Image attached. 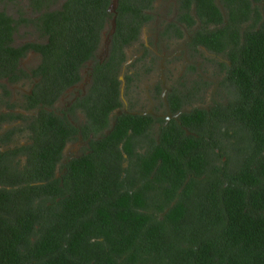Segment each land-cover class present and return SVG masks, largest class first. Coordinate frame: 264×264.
<instances>
[{
    "label": "trees",
    "instance_id": "trees-1",
    "mask_svg": "<svg viewBox=\"0 0 264 264\" xmlns=\"http://www.w3.org/2000/svg\"><path fill=\"white\" fill-rule=\"evenodd\" d=\"M153 1L118 0L109 55L101 64L94 52L101 31L110 28L111 0H64L60 9L38 18L47 42L36 47L43 58L40 89L33 93L43 104L49 106L80 79L82 63L94 64L79 101L82 124L76 127L42 109L30 125L38 148L33 167L27 178L17 179V189L0 190L6 198L17 195V229L7 227L1 235L0 264H264V18L258 12L260 24L246 27L242 35L233 28L228 77L234 92L219 119L191 124L187 119L193 113L199 120L205 117L195 110L180 119L196 136H184L176 124L163 130L155 149L138 156L143 188L131 191L123 154L130 156L128 128L142 124L130 114L111 113L121 106L118 74L124 46L137 40ZM196 8L200 19L220 16L210 1ZM9 22L0 14V35L9 36ZM223 31L197 37L219 51ZM205 132L227 136L225 142L214 138L210 148L218 152L202 145ZM78 133L99 138L55 177L64 144ZM156 164L173 176L175 189L185 181L173 204L149 205L142 196ZM187 173L192 176L186 180ZM32 198L42 200L32 203Z\"/></svg>",
    "mask_w": 264,
    "mask_h": 264
},
{
    "label": "flooded vegetation",
    "instance_id": "flooded-vegetation-1",
    "mask_svg": "<svg viewBox=\"0 0 264 264\" xmlns=\"http://www.w3.org/2000/svg\"><path fill=\"white\" fill-rule=\"evenodd\" d=\"M209 1L217 7L220 16L200 19L196 6ZM63 2L0 0V14L10 21L9 36L0 35V190L17 189V179L28 177L38 150L30 125L37 123L42 109L76 127L85 121L79 101L91 82L89 73L93 60L82 63L78 69L80 79L66 87L49 106L33 93L40 89L43 58L36 47L47 42L39 29L38 18L44 11L60 9ZM263 6L264 0H154L152 8L146 10L150 17L141 26L137 40L124 46L125 60L118 74L121 106L111 113V116L130 114L142 124L137 130L128 128L130 156L123 154L131 191L143 188L138 156H146L155 149L154 144L160 143L163 130L176 124L184 136H196L180 119L183 114L189 116L195 110L202 111L205 117L199 120L193 113L187 119L191 124H212L219 119L222 107L228 105L229 96L234 92L228 77L231 64L228 56L235 48L231 41L233 28H239V35H242L246 27L258 26L257 13L264 18ZM221 27L224 31L220 40L224 45L219 43V51L207 47L197 37L199 33L207 34ZM109 29L105 27L101 31L100 44L94 52L99 64L109 55L113 34H108ZM142 31L146 32L139 43ZM104 37L109 39L105 50ZM111 123L113 125L114 121ZM202 136L207 152H218L217 148H210L214 138L227 141V136L220 133L205 132ZM96 138L99 137H93L92 133L87 137L78 133L66 141L55 164L54 176L64 173L62 165L89 152V141ZM224 158L220 157L222 161ZM159 167L160 164L154 165V171L148 175L151 183L149 188L143 189L142 196L149 205L173 204L185 181L175 189L173 176L158 171ZM190 176L192 174L187 173L186 180ZM7 200L9 205L5 206ZM40 200L31 199L32 203ZM193 200L197 199L185 198L187 202ZM152 211L162 218V212ZM11 226L17 229V195L0 196V240Z\"/></svg>",
    "mask_w": 264,
    "mask_h": 264
},
{
    "label": "water",
    "instance_id": "water-1",
    "mask_svg": "<svg viewBox=\"0 0 264 264\" xmlns=\"http://www.w3.org/2000/svg\"><path fill=\"white\" fill-rule=\"evenodd\" d=\"M117 7H118V0H111L109 7H108V11L110 13H112V17L110 19V29H109L108 34H112L115 30ZM108 41H109V39L107 37H104V39H103V50L106 49V47L108 45Z\"/></svg>",
    "mask_w": 264,
    "mask_h": 264
},
{
    "label": "rangeland",
    "instance_id": "rangeland-1",
    "mask_svg": "<svg viewBox=\"0 0 264 264\" xmlns=\"http://www.w3.org/2000/svg\"><path fill=\"white\" fill-rule=\"evenodd\" d=\"M145 32H146V31H142V35H141V37H140V40L138 41L139 43L142 42V36L144 35ZM131 47H132V48H131ZM131 47H130V50L133 51V50H134V49H133V46H131ZM232 97H233V96H229V99H231ZM233 144L236 145L237 142H234ZM229 161H230V162H229ZM229 161H228V159H227L226 157H225L224 160H223V162H227V163H228V165H229L228 167H232V166H233V165H232V162H231L230 159H229Z\"/></svg>",
    "mask_w": 264,
    "mask_h": 264
}]
</instances>
